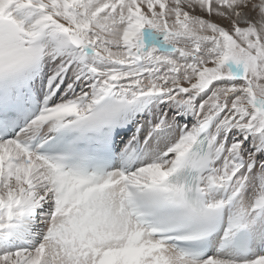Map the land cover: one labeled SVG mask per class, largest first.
<instances>
[{
	"label": "snow or ice",
	"instance_id": "1",
	"mask_svg": "<svg viewBox=\"0 0 264 264\" xmlns=\"http://www.w3.org/2000/svg\"><path fill=\"white\" fill-rule=\"evenodd\" d=\"M0 264H264V0H0Z\"/></svg>",
	"mask_w": 264,
	"mask_h": 264
}]
</instances>
